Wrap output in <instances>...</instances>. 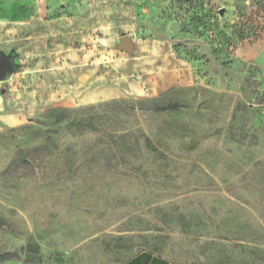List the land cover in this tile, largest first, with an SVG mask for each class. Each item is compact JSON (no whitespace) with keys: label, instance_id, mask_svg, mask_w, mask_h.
Wrapping results in <instances>:
<instances>
[{"label":"rangeland","instance_id":"374dc122","mask_svg":"<svg viewBox=\"0 0 264 264\" xmlns=\"http://www.w3.org/2000/svg\"><path fill=\"white\" fill-rule=\"evenodd\" d=\"M10 58L0 264H264V0H0Z\"/></svg>","mask_w":264,"mask_h":264},{"label":"crops","instance_id":"0c3cea01","mask_svg":"<svg viewBox=\"0 0 264 264\" xmlns=\"http://www.w3.org/2000/svg\"><path fill=\"white\" fill-rule=\"evenodd\" d=\"M152 87L148 90V94L154 97L166 96L173 91L170 88H181L186 85L184 80V73L181 70L176 71L170 77L163 76L162 78H155V82L151 83ZM125 264H203L200 262H189L183 260H172L168 257L162 256L150 250H142L128 259Z\"/></svg>","mask_w":264,"mask_h":264},{"label":"water","instance_id":"95a60500","mask_svg":"<svg viewBox=\"0 0 264 264\" xmlns=\"http://www.w3.org/2000/svg\"><path fill=\"white\" fill-rule=\"evenodd\" d=\"M125 45H129L130 41L128 38L124 39ZM15 70L13 66V58L3 59L0 62V82L6 81L9 78V75Z\"/></svg>","mask_w":264,"mask_h":264}]
</instances>
